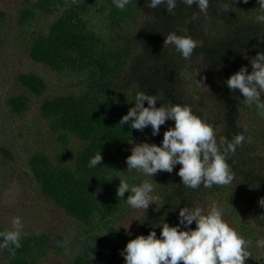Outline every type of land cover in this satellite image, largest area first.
I'll list each match as a JSON object with an SVG mask.
<instances>
[{
	"label": "trees",
	"instance_id": "obj_1",
	"mask_svg": "<svg viewBox=\"0 0 264 264\" xmlns=\"http://www.w3.org/2000/svg\"><path fill=\"white\" fill-rule=\"evenodd\" d=\"M223 2L210 0L207 15L195 5L180 4L175 16L163 6L148 8L145 0H132L124 10L112 0H36L33 6H22L19 25L29 23L37 12L52 17L47 28L33 37L30 59L53 75L75 81L74 90L48 95L49 74L30 70L18 75L23 91L7 98L18 116L33 112L32 102L38 100L36 114L58 141L66 146L71 137L77 139L73 153L66 148L57 151L58 161L43 150L27 158L40 192L82 222V238H73L79 249L74 250L72 264H124L121 253L130 239L147 235L163 220L177 224L181 207L210 208L214 203L251 241L246 264H264V248L256 247L258 239L264 240V207L258 203L264 198V116L239 101L236 97L243 99L242 94L231 93L225 83L241 65L249 64L247 57L264 51V21L258 20L264 13L256 0H231L228 13L221 9ZM4 15L0 10V18ZM172 31L198 41L189 59H183L173 45H164L165 35ZM137 91L159 96L157 107L168 101L192 105L214 125L218 141L237 132L250 135L252 143L242 144L229 161L233 182L188 189L177 175V164L171 173L153 176L160 196L156 204L133 209L125 199L119 200V177L130 184L151 180L126 171L129 140L159 145L167 128L174 126L167 120L156 136L150 126L143 131L130 124L121 126L120 118L133 106ZM99 150L102 166L89 168L90 157ZM125 216L134 218L133 226H119ZM7 229L0 225V231ZM155 231L159 236L161 228ZM67 243L62 234L30 232L23 233L14 255L0 251L6 264H44L52 251L60 254Z\"/></svg>",
	"mask_w": 264,
	"mask_h": 264
},
{
	"label": "clouds",
	"instance_id": "obj_2",
	"mask_svg": "<svg viewBox=\"0 0 264 264\" xmlns=\"http://www.w3.org/2000/svg\"><path fill=\"white\" fill-rule=\"evenodd\" d=\"M244 2L247 3V0ZM112 3L117 9L124 10L132 0H112ZM145 3L154 10L163 6L169 16L176 15L180 4L187 8L195 5L199 13L207 15L210 0H145ZM231 5V0H224L222 11L228 13ZM256 5L264 13V0H256ZM197 18V14L193 13L192 19ZM258 20L264 21V15L258 16ZM164 45H173L187 60L198 46V41L190 35L172 31L165 35ZM247 58L249 64L241 65L225 83L231 93L238 90L242 94L243 99L236 97L239 101L249 108L254 107L259 115L264 116V51ZM158 100L161 98L155 94L137 91L133 106L119 121L121 126L130 124V128L138 131L150 126L152 136L159 134L160 127L167 120L174 122V126H169L164 132L159 145L129 140L132 147L131 154L126 157V171L151 178L130 184L118 176L120 183L116 196L119 200L125 199L133 209L146 210L153 202L156 204L160 196L155 191L153 176L160 171L171 173L177 164L180 165L177 175L185 188L196 190L201 186L210 189L230 185L234 173L229 161L242 144L252 143V137H246L243 132L233 134L231 139L221 137L218 141L214 125L206 115L197 114L192 105L168 101L157 107ZM101 162L99 150L90 157L87 166L97 168L102 166ZM126 192L128 195L125 198ZM258 203L264 207V198ZM193 222L194 228L191 227ZM157 226L161 228L159 236L155 231ZM23 232L22 219L14 217L11 228L0 231V250L7 249L14 255L15 250L21 247ZM250 245L251 241L226 219L224 209L214 203L210 208L181 207L177 224L170 226L164 220L154 224L147 235L130 239L121 255L124 264H246L251 256ZM256 247L264 248V240L258 239Z\"/></svg>",
	"mask_w": 264,
	"mask_h": 264
},
{
	"label": "rangeland",
	"instance_id": "obj_3",
	"mask_svg": "<svg viewBox=\"0 0 264 264\" xmlns=\"http://www.w3.org/2000/svg\"><path fill=\"white\" fill-rule=\"evenodd\" d=\"M35 3L36 0H0V10L5 12L0 18V225L11 228L12 219L19 216L24 224L23 233L62 234L69 243L60 254L52 251L44 264H72L74 250L79 249L73 238L82 236V222L40 192L27 158L33 152L43 150L58 161L57 151L66 148L68 153H73L79 146L77 139L71 137L66 146L61 144L47 128V122L36 114L38 100L32 102L33 112L22 116L12 113L7 103L9 96L23 91L18 84V75L30 70L49 74L48 95L75 89L72 78L64 74L53 75L52 71L35 64L28 55L33 37L47 28L52 18L37 12L29 23L19 25L22 6ZM229 216L232 217L230 213ZM134 222V218L125 216L119 226H133ZM0 264H6L1 251Z\"/></svg>",
	"mask_w": 264,
	"mask_h": 264
}]
</instances>
